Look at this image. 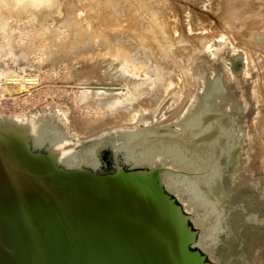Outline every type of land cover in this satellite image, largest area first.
Returning <instances> with one entry per match:
<instances>
[{"label":"rangeland","instance_id":"1","mask_svg":"<svg viewBox=\"0 0 264 264\" xmlns=\"http://www.w3.org/2000/svg\"><path fill=\"white\" fill-rule=\"evenodd\" d=\"M205 1L51 0L35 9L32 0H0V117H25L32 134L45 132L64 164L76 166H93L87 150L105 133L115 149L122 142L115 134L168 130L169 155L136 164L184 173L162 180L191 218L194 248L210 264H264V149L250 123L260 114L245 110L242 94L258 74L250 73L248 47L238 46L260 40L264 0ZM62 43L68 56L59 51L46 59L50 45ZM229 55H241L235 71L223 66ZM253 99L259 110L262 101ZM129 107L125 123L113 122L117 109ZM85 121L91 128L107 125L83 135L77 126ZM196 140L197 148L191 146ZM101 157L97 172L115 164L111 152Z\"/></svg>","mask_w":264,"mask_h":264},{"label":"water","instance_id":"2","mask_svg":"<svg viewBox=\"0 0 264 264\" xmlns=\"http://www.w3.org/2000/svg\"><path fill=\"white\" fill-rule=\"evenodd\" d=\"M25 119L0 117V264H210L161 180L165 168L117 159L168 130L128 132L117 153L102 138L92 146L95 165L65 166L45 132L33 140ZM109 151L114 169L97 172Z\"/></svg>","mask_w":264,"mask_h":264},{"label":"bare ground","instance_id":"3","mask_svg":"<svg viewBox=\"0 0 264 264\" xmlns=\"http://www.w3.org/2000/svg\"><path fill=\"white\" fill-rule=\"evenodd\" d=\"M18 1V0H17ZM49 2V1H51V0H42V1H38V0H32V2L33 3H31L32 4V6L33 7H35V9L37 8V7H40V5L43 3V2ZM208 1V0H207ZM207 1H205L206 3H207ZM210 1V0H209ZM211 1H213V0H211ZM211 1H210V4L212 5V3L214 4V2H212L211 3ZM215 1H217V0H215ZM220 1V0H219ZM223 1V0H222ZM227 1V0H226ZM226 1H224V3H226ZM77 3V2H76ZM221 3V2H220ZM78 4V3H77ZM205 4V3H204ZM208 4H209V2H208ZM227 4V3H226ZM123 5H124V3H123ZM126 5V4H125ZM202 5H203V3H202ZM201 5V6H202ZM215 5H219V3L218 4H215ZM71 6V5H70ZM119 6V5H118ZM121 6V5H120ZM127 6V5H126ZM205 6V5H204ZM214 6V5H213ZM206 7H209V6H207V4H206ZM70 8V7H69ZM68 8V9H69ZM96 8H98V7H96ZM197 8V7H196ZM211 8H212V6H211ZM67 9V8H66ZM116 9H117V7H116ZM190 9H192V8H190ZM194 10V9H193ZM198 10V9H197ZM197 10H196V13H197ZM192 11V10H191ZM191 11H190V13H191ZM120 12V11H119ZM199 12V11H198ZM223 12H224V10H223ZM222 12V13H223ZM171 13V12H170ZM189 13V14H190ZM221 13V12H220ZM119 14V13H118ZM194 14H195V12H194ZM176 15V14H175ZM169 16H170V14L167 16V19L169 18ZM195 16H197V14L195 15ZM195 16H193V17H195ZM199 16V15H198ZM177 16H175L174 17V14H173V12L171 13V18H170V20L171 19H175ZM188 17H192V14H191V16H187V17H185L186 19L188 18ZM184 18V19H185ZM190 18H188V19H190ZM198 18H200V16L198 17ZM264 18V17H263ZM67 19V18H66ZM177 19V18H176ZM185 19V22L187 21ZM169 20V21H170ZM196 20V19H195ZM261 20H262V18H261ZM264 20V19H263ZM263 20H262V22H263ZM173 21V20H172ZM189 21V20H188ZM187 21V22H188ZM191 21V22H190ZM189 22H190V24L193 22V20L191 19ZM71 22V21H70ZM69 22V23H70ZM74 22H76V21H74ZM184 22V23H185ZM188 22V23H189ZM196 22V21H195ZM68 23V24H69ZM137 23H139V22H137ZM164 23H167V21L166 22H164ZM171 23V22H170ZM173 23H175V20L173 21ZM176 23H177V20H176ZM188 23L186 24V25H188ZM194 23V22H193ZM65 24V23H64ZM71 24V23H70ZM69 24V25H70ZM170 25H173L172 23L170 24ZM168 26V28L169 27H171V28H173L172 26ZM175 25V24H174ZM64 26V25H63ZM67 26V25H66ZM70 26H72V24L70 25ZM70 26H68V27H70ZM76 26V25H75ZM136 26H138V25H136ZM61 27V26H60ZM67 27V28H68ZM74 27V26H73ZM176 27V26H175ZM57 28V27H56ZM66 28V29H67ZM136 28V27H135ZM140 28H141V26H140ZM159 28V27H158ZM162 28H164V27H162ZM162 28L159 30V31H163L162 30ZM65 29V28H64ZM139 29V28H138ZM165 29L167 30V28H166V25H165ZM175 29V28H174ZM263 29V30H262ZM73 30V29H72ZM77 30V29H76ZM173 30V29H172ZM75 31V30H74ZM136 31H138V30H136ZM77 32V31H76ZM164 32V31H163ZM172 32V31H171ZM58 33V32H57ZM60 33V32H59ZM173 33V32H172ZM138 34V33H137ZM142 34V33H141ZM146 34L147 33H145V36H146ZM165 34V33H164ZM209 34V33H208ZM255 34V33H254ZM258 35L259 34H261V35H259L260 36V40H259V38H258V40L257 39H255V41H253L254 39L252 38V37H250L249 39H247L246 41H244V42H242V45L240 44V45H238V46H240L241 48H245L243 45H245L246 47H248V48H246L245 50H247V52H248V54H249V60H254V62L253 63H251V65H250V73H255V72H257V74H258V76H256V77H254V81L252 82V86L250 87V89H249V86H246V84H244V88L242 89L243 90V92H242V94L245 96V98H246V101L244 102L243 101V103H245L244 104V108H245V110L246 109H249V108H251L252 110H253V112H255V110H257L258 111V113L260 114V116L259 115H257V116H259V117H256V115H255V118H253V119H251L250 120V123H251V131L253 132V134H258V135H262L261 136V139H262V144H260V146H261V148L262 149H264V109L262 108V107H264V71H260V69L259 68H264V28H261V31H259L258 33H257ZM144 35V33L142 34V36ZM161 35V34H160ZM166 35V34H165ZM164 35V36H165ZM257 35V36H258ZM148 36V35H147ZM151 36V35H150ZM163 36V35H162ZM164 36H163V38H164ZM168 36H169V34H168ZM171 36V35H170ZM258 36V37H259ZM161 37V36H160ZM166 37H167V35H166ZM173 37H174V35H173ZM172 37V38H173ZM254 37H255V35H254ZM137 38H139V37H137ZM162 38V37H161ZM168 38V37H167ZM172 38H170L169 37V39H172ZM252 38V39H251ZM259 41V42H257V41ZM250 43V44H249ZM255 45H257V47L256 48H258L257 50H253V48H254V46ZM51 46H53L54 48V50H51V51H49L46 55H45V57H46V59H50L51 58V56L50 55H53V53H55V52H59V51H61L58 55L61 57H63L64 55V44L62 43V44H53V45H50V49H52L51 48ZM62 51L64 52V53H62ZM65 51H67L66 50V48H65ZM68 53V52H67ZM61 54V55H60ZM57 55V56H58ZM59 56H58V59H59ZM65 56H66V54H65ZM64 56V57H65ZM68 56V55H67ZM66 56V57H67ZM229 57L231 58L230 59V62L229 63H227V64H224L223 66H226V67H228L229 68V70H231V71H235L236 70V68H235V65H236V62H235V59L234 58H238V57H241V55H236V56H232V55H229ZM258 57H260L259 59H261V61L259 62V63H257L256 62V60H257V58ZM93 58V57H92ZM57 58H56V60H58ZM61 59V58H60ZM64 59V58H63ZM40 60V59H39ZM59 61H61V60H59ZM90 61V60H89ZM240 61H241V63L240 64H244V62H245V58H244V60L243 59H240ZM90 62H93L92 61V59H91V61ZM38 64V63H37ZM67 64V63H66ZM244 66H245V64H244ZM234 67V68H233ZM155 68V67H154ZM24 71H26V70H24ZM73 71V70H72ZM2 72V71H1ZM242 80H238L237 82L239 83V85L238 86H242L243 84H242V82H241ZM23 82V81H22ZM7 87V86H6ZM6 87H4L5 89H6ZM4 90V89H3ZM7 90V89H6ZM21 91V90H20ZM4 92H5V90H4ZM9 92V91H8ZM7 92V93H8ZM12 92V91H11ZM103 94H107L106 92L105 93H103ZM109 94H107V96H108ZM257 96V98L260 100V102L262 101V103H259L260 104V109L258 110V109H255V106H254V103H256L255 102V100L253 99L254 97H256ZM108 97H111V96H108ZM121 101V100H120ZM182 102H185V101H182ZM116 104V102H112V101H109V102H106V105H107V107L108 108H110V106H111V108L112 107H114V105ZM183 104L184 103H182L181 104V107H183ZM105 105V106H106ZM186 105V104H185ZM103 106H104V104H103ZM196 106H198V104L196 105ZM106 107V108H107ZM181 107H177V109L178 108H181ZM259 107H257V108H259ZM116 109V108H115ZM130 109H131V111L133 110L132 108H130L129 107V109H126L125 111H123V112H120V110H121V108H119V109H117V111H118V115L116 116V118L114 119V121L113 122H118V123H121V122H123V123H125V121L126 120H128V116L130 115V113L131 114H133L131 111H130ZM116 115V114H115ZM115 115H113L114 117H115ZM103 116H106V115H103ZM210 118H211V116H210ZM107 120H109V121H111V118L109 119V118H107ZM111 123V122H110ZM104 124H106V123H101V124H99V125H97V126H95L94 128H91V126H89V123H88V121H85V122H81L80 124H79V126H77L79 129V133L81 132V133H83V135H84V133L85 134H89V136H92V135H90L91 134V132L93 131V130H95V128H97V127H102V125H104ZM107 125V124H106ZM123 125V124H122ZM128 125V124H127ZM105 126V125H104ZM69 127V126H68ZM77 127H76V129H77ZM73 128V127H72ZM257 128H258V131H256L257 130ZM69 129V128H68ZM74 129V128H73ZM77 130V131H78ZM98 130V129H97ZM100 131V130H99ZM132 132V131H131ZM79 133H77L76 132V134H79ZM80 133V134H81ZM109 133V135L111 134L110 132H108ZM128 133V132H127ZM79 134V135H80ZM106 134V135H105ZM104 135H101L100 136V138L99 139H95V142H94V144H92L91 146H90V148L87 150V152L88 153H93V151H94V147L96 146L95 144H96V142L98 143L99 142V140L100 139H102V138H105V139H107V140H109V142H110V140L112 139V136H110V139H108L109 137L107 136V133H105ZM124 134H126V133H122V134H115L116 135V139L120 142L121 140H123L124 138H123V135ZM134 134V136H135V134L136 133H133ZM112 135V134H111ZM252 135V134H251ZM87 136V135H86ZM168 136H172V135H168ZM88 137V136H87ZM130 137V136H129ZM32 138H33V140L34 139H39V131H36V132H34L33 134H32ZM177 139V138H176ZM38 141V140H37ZM112 141H113V139H112ZM171 141H170V137H167V138H164V139H162V140H160L159 142L157 141V143L155 144V145H153L152 147H148V149L147 150H143L142 152H140V153H138V154H136V155H134L133 156V153H131V152H128V151H126V150H123V154L122 153H120V155L119 156H121L122 157V159L123 160H125L126 162H128L129 160L128 159H130L131 161H132V165H138V164H136V162H140V161H138L139 159H141V158H144V157H146V158H148V157H152L153 155L155 156V155H163L162 153L161 154H159V151L161 150L162 151V149H163V153H166V154H168L169 152L168 151H165L167 148H168V144L170 143ZM197 140L196 141H194L193 143H192V145L190 144V143H188V146L186 147V148H184V150L185 149H188L189 151H190V149L188 148V147H190V145L191 146H195V148H197L198 147V145H197ZM111 144V143H110ZM83 145V144H82ZM95 145V146H94ZM112 145V144H111ZM164 145H165V147H164ZM71 146V145H70ZM92 146H94V147H92ZM118 146V145H117ZM116 146V147H117ZM67 147V146H66ZM201 148V147H200ZM65 149V148H64ZM67 149V148H66ZM165 149V150H164ZM184 150L182 149V151H180V155H182L183 154V152H184ZM156 152V154L154 153V152ZM160 151V152H161ZM264 151V150H263ZM114 152L115 153H117V150L115 151V149H114ZM152 153H153V155H152ZM176 153V152H175ZM172 154V153H171ZM263 154V153H262ZM174 156V155H173ZM75 157V156H74ZM82 158H83V156H82ZM260 160H262L261 159V157H260ZM64 161L65 160H63L62 158H61V163L62 164H64ZM256 161V160H255ZM169 163H171L170 161H169ZM69 164L71 165V166H73V165H76V164H71V163H68V162H66L64 165L65 166H69ZM174 164V163H173ZM83 165V164H82ZM94 165H95V163H94ZM152 165H154V164H152ZM197 166V165H196ZM165 168V167H164ZM193 168V167H192ZM195 168H197V170H202L203 169V167H202V165L201 166H197V167H195ZM202 168V169H201ZM170 169H166L165 168V170H164V172H162L161 173V180H162V176H164V175H166L167 173L169 174V173H171V174H173V173H176V174H179V173H182V174H184L181 170L179 171V170H175L174 172L173 171H169ZM186 174V173H185ZM238 176V175H237ZM162 182H163V180H162ZM165 185V184H164ZM167 188H168V186L167 185H165ZM169 190H170V188H168ZM171 191V190H170ZM172 192V191H171ZM173 193V192H172Z\"/></svg>","mask_w":264,"mask_h":264},{"label":"flooded vegetation","instance_id":"4","mask_svg":"<svg viewBox=\"0 0 264 264\" xmlns=\"http://www.w3.org/2000/svg\"><path fill=\"white\" fill-rule=\"evenodd\" d=\"M111 161H112V160H111ZM109 165H110V168H111V169H114L113 161H112V163H109Z\"/></svg>","mask_w":264,"mask_h":264}]
</instances>
